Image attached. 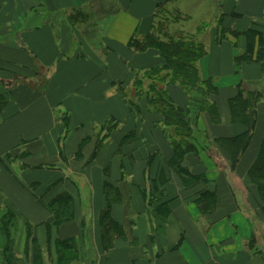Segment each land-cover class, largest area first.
Returning a JSON list of instances; mask_svg holds the SVG:
<instances>
[{"label": "crops", "instance_id": "crops-1", "mask_svg": "<svg viewBox=\"0 0 264 264\" xmlns=\"http://www.w3.org/2000/svg\"><path fill=\"white\" fill-rule=\"evenodd\" d=\"M175 1L0 0V264H264V0L174 26L214 89L166 87L188 139L136 90L164 60L130 46Z\"/></svg>", "mask_w": 264, "mask_h": 264}, {"label": "trees", "instance_id": "trees-1", "mask_svg": "<svg viewBox=\"0 0 264 264\" xmlns=\"http://www.w3.org/2000/svg\"><path fill=\"white\" fill-rule=\"evenodd\" d=\"M169 1V0H168ZM167 7L165 4L160 5L156 18L158 22L154 27V30L147 36L138 38L134 36L130 40V46L136 51H144L149 48L156 49L164 60L165 65L162 69L152 70L147 74V86H143L140 82L136 87L137 93L146 92L148 106L153 109L167 112L165 118L166 125L174 128V135L178 138L188 139L193 138V129L185 121L184 112L176 106L166 97V87L170 84H176L185 91L188 96L192 94L202 95L207 97L213 92L212 86L208 82L201 80L198 72V62L204 56V47L201 43H195L191 38L174 37V31H169L166 28L168 20L179 21L180 17H167ZM75 16L73 19L75 21ZM262 37V38H261ZM259 46L257 55L264 67V36H259ZM251 51V46L249 49ZM240 100L236 101L232 105V109L236 110L240 107ZM237 104V105H235ZM245 105V104H244ZM242 105V106H244ZM238 106V107H237ZM180 124H186V128L180 127ZM252 124V123H251ZM252 125H250V128ZM176 141V142H175ZM181 139H174L173 144L176 148ZM188 144V143H187ZM248 144V139L243 146L238 150H244ZM191 148L189 144L188 149Z\"/></svg>", "mask_w": 264, "mask_h": 264}, {"label": "rangeland", "instance_id": "rangeland-1", "mask_svg": "<svg viewBox=\"0 0 264 264\" xmlns=\"http://www.w3.org/2000/svg\"><path fill=\"white\" fill-rule=\"evenodd\" d=\"M210 8L209 0H183L178 2H171L167 6V14L169 17H176L177 15L184 16L185 13H189V16H192V19L187 22H177L170 21L166 26L170 27V32L174 30V26L176 29H181L183 25V30L185 32L186 29L196 30V27H200L203 20L201 17L205 18ZM195 12H197L198 16H195ZM165 14V13H163ZM171 23V25L169 24ZM205 25H202L204 28ZM167 28V27H166ZM203 30V29H202ZM175 36V35H174ZM176 37V36H175Z\"/></svg>", "mask_w": 264, "mask_h": 264}]
</instances>
